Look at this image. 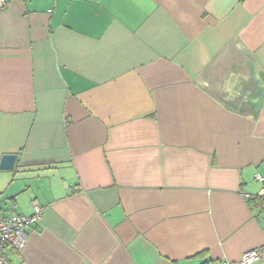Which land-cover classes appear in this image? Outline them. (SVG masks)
Masks as SVG:
<instances>
[{
  "label": "crops",
  "instance_id": "crops-1",
  "mask_svg": "<svg viewBox=\"0 0 264 264\" xmlns=\"http://www.w3.org/2000/svg\"><path fill=\"white\" fill-rule=\"evenodd\" d=\"M5 155L11 264H264V0L10 1Z\"/></svg>",
  "mask_w": 264,
  "mask_h": 264
},
{
  "label": "built area",
  "instance_id": "built-area-1",
  "mask_svg": "<svg viewBox=\"0 0 264 264\" xmlns=\"http://www.w3.org/2000/svg\"><path fill=\"white\" fill-rule=\"evenodd\" d=\"M12 0H0V11L5 9ZM256 179L263 184L258 195L249 196L254 202L264 205V178L260 175ZM42 219V209L34 208L32 217L16 216L5 218L0 214V264H11L9 254L11 251L22 252L28 243L27 228ZM263 259V252L259 250L245 253L238 262H226L225 264H255Z\"/></svg>",
  "mask_w": 264,
  "mask_h": 264
},
{
  "label": "water",
  "instance_id": "water-1",
  "mask_svg": "<svg viewBox=\"0 0 264 264\" xmlns=\"http://www.w3.org/2000/svg\"><path fill=\"white\" fill-rule=\"evenodd\" d=\"M16 161H17L16 155H5L2 158L0 168L3 170L12 169L15 166Z\"/></svg>",
  "mask_w": 264,
  "mask_h": 264
},
{
  "label": "trees",
  "instance_id": "trees-1",
  "mask_svg": "<svg viewBox=\"0 0 264 264\" xmlns=\"http://www.w3.org/2000/svg\"><path fill=\"white\" fill-rule=\"evenodd\" d=\"M201 264H221V263L218 261H213L211 259H204Z\"/></svg>",
  "mask_w": 264,
  "mask_h": 264
}]
</instances>
